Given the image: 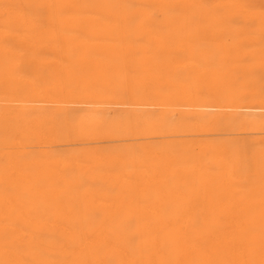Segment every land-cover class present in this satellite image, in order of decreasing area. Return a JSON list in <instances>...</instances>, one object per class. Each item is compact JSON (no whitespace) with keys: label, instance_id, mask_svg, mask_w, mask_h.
Returning a JSON list of instances; mask_svg holds the SVG:
<instances>
[{"label":"bare ground","instance_id":"bare-ground-1","mask_svg":"<svg viewBox=\"0 0 264 264\" xmlns=\"http://www.w3.org/2000/svg\"><path fill=\"white\" fill-rule=\"evenodd\" d=\"M0 264H264V0H0Z\"/></svg>","mask_w":264,"mask_h":264}]
</instances>
